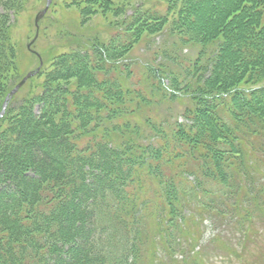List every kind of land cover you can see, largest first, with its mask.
<instances>
[{
	"label": "trees",
	"instance_id": "16d2710c",
	"mask_svg": "<svg viewBox=\"0 0 264 264\" xmlns=\"http://www.w3.org/2000/svg\"><path fill=\"white\" fill-rule=\"evenodd\" d=\"M158 1L50 0L63 51L0 116V264H209L207 218L236 231L213 257L264 264V0ZM45 3L0 0V110L14 22ZM163 32L196 56L130 82L133 47Z\"/></svg>",
	"mask_w": 264,
	"mask_h": 264
},
{
	"label": "rangeland",
	"instance_id": "374dc122",
	"mask_svg": "<svg viewBox=\"0 0 264 264\" xmlns=\"http://www.w3.org/2000/svg\"><path fill=\"white\" fill-rule=\"evenodd\" d=\"M120 1V0H117ZM128 1L133 7L141 6L142 8H149L153 9L156 8V4H158V0H126ZM46 4V3H45ZM45 4H40L34 8H28L17 20L14 22L13 30H12V41L16 44L17 50L19 51V56L17 58L18 61V68L20 70V79L29 71H34L38 68L36 73L33 76V80L29 83L27 82L22 90L18 93V99L20 96L26 92L29 87L32 90H35L36 84H40L43 81L42 74H37L41 69H48L50 66V59L57 53L63 51V49L54 50L51 49L53 44H58L60 37H62V33L58 32L57 26L50 24L47 19L40 20L38 22V30H37V37L27 48L30 41L33 39L35 34V26H34V17L35 14L41 10ZM50 6V4H49ZM49 8V7H48ZM48 11V10H47ZM131 11V10H129ZM56 13V11L54 12ZM129 13V12H128ZM68 20V19H67ZM104 20L100 17H94L91 22L87 25V31L91 26H96L97 28L99 25L104 24ZM116 31V29H115ZM114 29L107 30L103 33H100L103 37L109 38L112 32H115ZM95 30L90 31L93 34ZM146 35V34H145ZM143 36L140 38V41L133 47L132 51L130 52V57L128 59V64L132 71H134V76L130 78V82H143L142 74H147L150 69L154 68H161L162 70H170V69H178L181 64H185V60L191 58L193 59L197 54V49L190 46H180L179 43L175 40L174 37L168 36L167 33H162L156 36ZM111 37V36H110ZM63 42V41H62ZM26 58V59H25ZM177 65V66H176ZM149 66V67H147ZM158 75V74H156ZM168 74L164 73V78L162 80V86L169 88V93H175L176 95H180V92H174L169 86V79ZM17 83V82H16ZM259 83H264L262 80ZM240 85L247 86L248 84L241 83ZM11 90V89H10ZM5 98V97H4ZM182 105H191V102L187 100L185 97L183 98ZM4 101V99H3ZM3 103V102H2ZM15 105V104H14ZM166 107L170 106L169 103L163 104ZM177 103L174 102L171 106L175 109ZM162 107V106H161ZM155 111L161 113L163 107L160 110L157 107L154 108ZM162 109V110H161ZM170 111V110H169ZM177 112V111H176ZM171 113V111H170ZM181 113L178 112V121L179 122H186L188 120L180 115ZM263 222L257 223L258 225V232L260 239L264 240V228L260 229V225ZM227 225L232 229V225L229 221H221L212 222L210 219H205L202 222V235L199 239L200 247H204L208 257L206 258L209 264H235V259L233 257L225 258L224 256H215L213 257L210 254L212 249V244H210L211 238L219 234V232L224 235V237L229 238V234H234L236 231L232 229L231 233H228ZM264 226V225H261ZM211 248V249H210ZM161 253L160 251L157 252V256ZM173 257H177L179 259L181 256L180 254H176ZM161 261H165L166 259L162 257H158Z\"/></svg>",
	"mask_w": 264,
	"mask_h": 264
},
{
	"label": "water",
	"instance_id": "95a60500",
	"mask_svg": "<svg viewBox=\"0 0 264 264\" xmlns=\"http://www.w3.org/2000/svg\"><path fill=\"white\" fill-rule=\"evenodd\" d=\"M50 4V0H46V4L45 6L39 10L34 17V26H35V34L33 39L30 41V43L28 44L27 48L29 49V46L31 45V43H33V41L35 40V38L37 37V30H38V22L43 18V16L45 15V13L48 10ZM38 70V68L34 71H29L27 72L12 88L11 90L7 93V95L4 98V101L2 103V107L0 110V116H2V114L4 113V110L7 106L8 101L10 100V98L18 91V89L20 87H22L24 85V83L31 77L34 76V74L36 73V71Z\"/></svg>",
	"mask_w": 264,
	"mask_h": 264
}]
</instances>
